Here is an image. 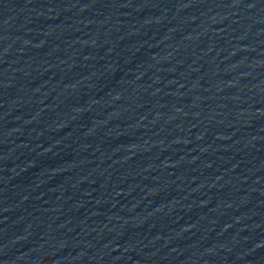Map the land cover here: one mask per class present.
I'll return each instance as SVG.
<instances>
[{
  "label": "water",
  "instance_id": "water-1",
  "mask_svg": "<svg viewBox=\"0 0 264 264\" xmlns=\"http://www.w3.org/2000/svg\"><path fill=\"white\" fill-rule=\"evenodd\" d=\"M0 264H264V0H0Z\"/></svg>",
  "mask_w": 264,
  "mask_h": 264
}]
</instances>
